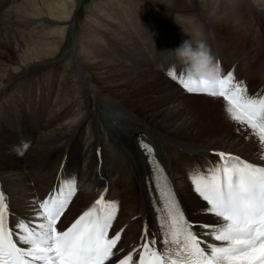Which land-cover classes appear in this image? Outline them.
Segmentation results:
<instances>
[{
    "label": "bare ground",
    "instance_id": "obj_1",
    "mask_svg": "<svg viewBox=\"0 0 264 264\" xmlns=\"http://www.w3.org/2000/svg\"><path fill=\"white\" fill-rule=\"evenodd\" d=\"M153 1L173 6L167 3L172 0ZM175 2L191 13L201 5L200 0ZM217 2L219 7L229 3L206 0L209 14ZM76 6L77 0H0V99L15 92L13 100L33 113L15 117L19 103L15 112L13 106L10 111L0 108V176L12 210L33 218L31 202L52 191L64 165L66 176L76 177L77 194L61 226L105 188L109 199H120L117 225L125 226L123 240L135 241L142 224L151 220L149 168L139 147L143 138L155 145L196 228L207 231L199 225L216 218L201 211L206 203L192 192L184 166L211 157V150L264 161L249 130L226 117L222 98L188 94L166 74L172 54L166 51L191 37L202 38L175 31L155 10L147 12L129 0H96L95 17L85 21L86 34L69 39L77 24ZM227 8L226 15L235 21L254 15L256 38L246 40L251 30L240 32L235 24L227 42L237 49L227 42L217 51L209 48L229 68L235 61L230 58H241L238 41L252 42L256 56L248 49L243 63H256L250 91H264V0H256V6L252 0H235ZM29 74L32 82L26 79ZM145 86L148 93L140 91ZM203 101L208 104L201 105ZM24 144L28 147L20 154Z\"/></svg>",
    "mask_w": 264,
    "mask_h": 264
},
{
    "label": "snow or ice",
    "instance_id": "obj_2",
    "mask_svg": "<svg viewBox=\"0 0 264 264\" xmlns=\"http://www.w3.org/2000/svg\"><path fill=\"white\" fill-rule=\"evenodd\" d=\"M166 74L187 93L222 98L226 117L249 130L264 161V91L250 93L233 71L211 82L187 79L183 71L177 76L175 67ZM139 147L150 168V191L157 193L152 201L156 232L149 233L145 225L140 245L114 259L121 237L117 232L109 238V230L119 202L102 193L69 227L58 229L77 192L76 177L66 176L46 198L31 202L32 219L17 217L9 227V197L0 189V264H264V166L220 151L215 153L218 162L190 171L193 191L206 202L201 211L216 218L213 224L199 225L207 231L197 233L153 146L141 138ZM204 236L220 243H209Z\"/></svg>",
    "mask_w": 264,
    "mask_h": 264
},
{
    "label": "rangeland",
    "instance_id": "obj_3",
    "mask_svg": "<svg viewBox=\"0 0 264 264\" xmlns=\"http://www.w3.org/2000/svg\"><path fill=\"white\" fill-rule=\"evenodd\" d=\"M95 1L96 0H77V6L74 9V14H73L74 17L77 15L76 16V23L77 24H76V28L74 29V32L70 33L69 39H72L73 35H76L77 37H79V35H80V37H81V36L86 34L84 32L85 21L88 18L93 19L95 17V13L97 12V11L95 12V10H93V9H95V7H93ZM175 1H177V0H174V2H173V0L168 1L167 3L172 2L171 4H173V6L172 7H165V8L159 7L157 5V3L153 0H139V1L138 0H129V3L130 2L131 3H137V4L141 5V7L147 12H152L153 10H155L157 13H159L160 18H163V19H166L167 21H169L168 22L169 26L172 25L171 26L172 29H174L175 31L184 30V31H187L188 33H190L191 35H193L194 38L197 36L199 38H202L201 40H204L206 42V44L209 47H211L212 49H216L215 51L219 50L221 48V45L222 46L225 45V42L232 40L231 37L233 38L232 34H234L233 33L234 31H232V29H234L232 27V25L235 26V24H236L238 30H240V32L241 31L242 32L248 31V33H249L251 30V32L249 34L247 33L249 36L245 35V37H244V35H243V37L246 40L247 39L249 40L250 38H253L255 40V38H256V21H255L254 15L252 13H249L247 16L245 15L243 19L238 18V21H235L231 17L226 15V13L229 9V8H227V5H229V3H227V2L224 4L223 7H219V2H217V4L212 9V12H211L212 14L211 13L209 14V8H208L209 6L204 5L206 0H200V2H201L200 7H198V8L195 7L194 10H192V13H191V11L183 10L182 7H177V2H175ZM181 1H183L187 5L191 4V0H186L187 2L185 0H181ZM252 3H254V6H256V0H252ZM176 9H178V10H176ZM250 11H252V9H250ZM192 14H193V16H192ZM195 15H197V16H195ZM223 18H225V19H223ZM191 21H192V23H191ZM240 22H241V24H240ZM196 23H197V25L198 24L199 25L197 26ZM227 27H229V28H227ZM75 32H77V33H75ZM72 33H74V34H72ZM79 33H81V34H79ZM250 34L253 35V37H251ZM243 39L240 40L241 42L238 41L239 42L238 44L242 45V46H240L241 50L239 52V55L241 56V58H236V57L233 58L231 56L232 58H230V59L235 60L234 63L237 64V67H236L237 73L241 78H245V80L248 82V89L250 91L251 88H253L254 83L256 84V63L251 62L249 64H245V63H243L244 57H242V56H245V54H250V53H247L248 49L250 51H253V54L256 56V54H255L256 53V47L252 48L251 46L253 45V43L251 42V44H249L247 41H244ZM227 43H228V47H234V49L238 48V45L233 44L234 43L233 41H232V43H230V42H227ZM245 44H246V47H245ZM229 52H230V50L227 52L228 55H229ZM167 57L168 58L166 59V61H167L168 67L173 68L177 65L175 67V70H176V72H178L180 66L178 64H176L173 55L170 54ZM26 79L29 80V82H32L33 81L32 74H29L28 76H26ZM140 91L144 92V93H148V91H150V89L148 90L147 87L145 86ZM250 93H253V92L250 91ZM38 95H39V93H38ZM13 96H15V92H11V93L7 94L3 99H0V108L1 107L3 108L4 106H8L9 107L8 110L10 111L14 107V112H15V110H16L15 104L19 103L21 105V109L18 113L14 114L15 117L24 115L26 118H29L30 116H33V113H31V111H29L28 108L22 106V102L13 100ZM38 99H39V97H38ZM207 104H208L207 101H203L201 103V105H203V106H205ZM0 116H2V115H0ZM2 120L3 119L0 118V122ZM16 146H17V144H12V148H15ZM185 150L191 151L187 148ZM103 175H105V174H103Z\"/></svg>",
    "mask_w": 264,
    "mask_h": 264
},
{
    "label": "clouds",
    "instance_id": "obj_4",
    "mask_svg": "<svg viewBox=\"0 0 264 264\" xmlns=\"http://www.w3.org/2000/svg\"><path fill=\"white\" fill-rule=\"evenodd\" d=\"M228 2L234 4L235 0H228ZM166 52L172 53L176 64L182 67L187 79L211 82L223 73L221 65L218 66V60L204 40L191 37L182 41L174 50Z\"/></svg>",
    "mask_w": 264,
    "mask_h": 264
}]
</instances>
